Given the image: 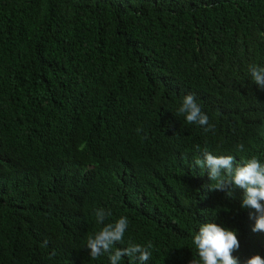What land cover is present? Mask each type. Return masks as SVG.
<instances>
[{
  "label": "trees",
  "instance_id": "trees-1",
  "mask_svg": "<svg viewBox=\"0 0 264 264\" xmlns=\"http://www.w3.org/2000/svg\"><path fill=\"white\" fill-rule=\"evenodd\" d=\"M249 64L264 0H0V264H110L87 238L121 216L112 251L151 242L145 264L198 259L207 222L236 231L240 264L264 258L243 190L209 191L193 165L205 148L264 163ZM189 93L214 131L177 115Z\"/></svg>",
  "mask_w": 264,
  "mask_h": 264
},
{
  "label": "clouds",
  "instance_id": "clouds-1",
  "mask_svg": "<svg viewBox=\"0 0 264 264\" xmlns=\"http://www.w3.org/2000/svg\"><path fill=\"white\" fill-rule=\"evenodd\" d=\"M247 71L251 80L260 89L264 90V66L249 64ZM177 115L186 118L189 124H197L204 128L205 132L214 131L215 126L209 123V117L205 114L196 101L195 95L189 93L182 98V104ZM142 129L138 128L139 133ZM199 150V146H197ZM244 145H237V151H243ZM194 166L206 169L209 179L207 185L209 191H224L228 197L233 196L234 188L243 190L241 207L254 210L250 215L255 224L253 232H264V163L257 157H251L237 164L232 155H213L205 148L201 156L195 157ZM96 222L103 224L110 211L103 208L95 210ZM129 226L128 218L121 216L115 222L104 225L94 236L87 238L86 248L91 259H96L105 253L108 254L110 264H119L122 257L127 255L145 264L151 258L152 243L147 246L133 244L125 248H116L117 243H123L124 234ZM193 243L197 250L198 259L194 256L189 264H240L238 257L233 253L240 248V241L235 230H230L215 222L201 224L199 231L193 237ZM245 264H264V258L253 255L245 261Z\"/></svg>",
  "mask_w": 264,
  "mask_h": 264
}]
</instances>
